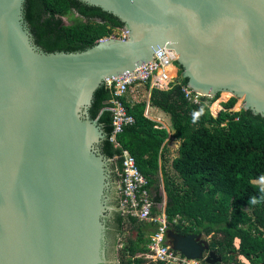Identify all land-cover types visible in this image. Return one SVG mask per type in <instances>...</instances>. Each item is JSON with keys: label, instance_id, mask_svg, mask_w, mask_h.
I'll list each match as a JSON object with an SVG mask.
<instances>
[{"label": "water", "instance_id": "obj_1", "mask_svg": "<svg viewBox=\"0 0 264 264\" xmlns=\"http://www.w3.org/2000/svg\"><path fill=\"white\" fill-rule=\"evenodd\" d=\"M82 1L117 17L126 38L47 53L24 20L25 0H0V264L119 263L108 252L107 218L120 211L113 160L90 109L108 79L131 75L158 50L175 54L193 92L227 93L264 117V0ZM203 237L168 232L173 250L221 262Z\"/></svg>", "mask_w": 264, "mask_h": 264}, {"label": "trees", "instance_id": "obj_2", "mask_svg": "<svg viewBox=\"0 0 264 264\" xmlns=\"http://www.w3.org/2000/svg\"><path fill=\"white\" fill-rule=\"evenodd\" d=\"M24 20L34 44L47 53L84 51L124 27L117 17L82 0H25ZM181 74L182 68L168 91H150V105L170 115L173 136L181 141L179 157L173 163L175 173L163 174L170 230L211 236L212 249L222 255L225 263L232 260L244 264L236 258L240 253L252 264H264V185H257L264 182V117L244 109L233 111L237 101L233 97L220 104L222 109L214 117L210 106L219 94L203 98L200 104L189 103L182 91L188 87V80ZM112 96V90L102 86L90 109L91 118L98 120L106 135L101 152L113 160L111 203L120 208L117 169L127 150L153 188L154 214H160L158 205L164 198L159 187V159L166 151L169 133L145 115V101L132 105L125 99L136 123L118 135L120 147H116L111 141ZM221 97L226 99L229 94ZM214 105L218 109V104ZM155 227L114 211L107 219V234L112 240L110 258L118 254V264L147 263V229ZM127 228L129 235L118 249ZM235 238L240 239L238 249L234 247Z\"/></svg>", "mask_w": 264, "mask_h": 264}, {"label": "built area", "instance_id": "obj_3", "mask_svg": "<svg viewBox=\"0 0 264 264\" xmlns=\"http://www.w3.org/2000/svg\"><path fill=\"white\" fill-rule=\"evenodd\" d=\"M126 36L127 34L120 29L110 37L125 39ZM175 68H177L175 54L167 49H160L155 53L152 62L131 75L107 80V88L112 90L113 95L109 107L113 115L114 128L111 141L116 147H120L117 141L118 135L136 123L134 116L129 114L125 105L127 95L137 86L149 85L152 90L168 91L177 77ZM182 91L185 99L191 104H200L205 98L188 87L183 88ZM121 159V168L117 169L120 178V211L126 217H133L140 222L153 223L156 226L148 246L149 253L145 255L148 259L147 264H207L204 258H188L172 249L168 239L170 227L166 214L164 211L154 214V193L149 181L139 169L136 158L129 151L124 150Z\"/></svg>", "mask_w": 264, "mask_h": 264}, {"label": "crops", "instance_id": "obj_4", "mask_svg": "<svg viewBox=\"0 0 264 264\" xmlns=\"http://www.w3.org/2000/svg\"><path fill=\"white\" fill-rule=\"evenodd\" d=\"M174 72L177 75V77L174 79V81L177 82V80L179 78V70L177 68H175ZM150 91H152V89H150L149 85L148 86H137L136 88H134V90H132L127 95L126 100H128L132 105H134L135 103L145 101L147 103L145 115L149 119H152V121H154L157 124V127L162 128V129H166L167 132L169 133V137L164 144V146H166V151L164 152L163 158L159 159V171H158V176L160 177L159 178L160 179L159 187H160V190H161L163 198H164L163 204H159L158 209L160 211L165 212L167 195H166V191H165V187H164L163 174L164 173H168V174H174L175 173L173 163L179 157L181 141L176 139L173 136L174 130L172 127V121H171L170 115L166 114L165 112H163L159 108H156V107L150 105ZM221 103H222V101H221ZM220 104L218 105L219 106L218 112L220 111V109H222ZM212 114L215 116L216 113L214 114V112H212ZM257 185H264V182L263 181L257 182ZM118 188H119V184H118ZM152 190H153V188H152ZM153 193H154V191H153ZM128 229L130 230V228H127V230ZM154 231H155V228L154 229H147L148 238L152 239V235H153ZM137 235H138L137 232H134V237H137ZM120 241H122L121 243H123V246H124L125 240L123 241V239L122 240L120 239ZM120 248H122L121 244H120ZM236 258H237V255H236ZM222 262H223V258H222ZM147 263H145V264H147ZM207 264H209V263H207Z\"/></svg>", "mask_w": 264, "mask_h": 264}, {"label": "rangeland", "instance_id": "obj_5", "mask_svg": "<svg viewBox=\"0 0 264 264\" xmlns=\"http://www.w3.org/2000/svg\"><path fill=\"white\" fill-rule=\"evenodd\" d=\"M66 21L69 23L71 20H70V18H68V19H66ZM221 95L222 94H220L218 99L216 101H214L213 104L210 106L211 107V111L214 112V114L218 112V109H216V106L214 105L215 103H217L219 105L221 103V101L224 102L225 100L228 101L230 99V95H229L228 98L222 100ZM242 104H244V103H242V100H237L235 105H234V107L232 108V110L233 111L241 110L242 109ZM127 235H129V230H127V232H125L124 235L122 236L123 241L126 240ZM203 236H204L203 238L205 240L209 241L208 237H206L205 235H203ZM121 245L123 247V243H121ZM223 264H234V263H233L232 260H230V261H228V263L223 262Z\"/></svg>", "mask_w": 264, "mask_h": 264}, {"label": "flooded vegetation", "instance_id": "obj_6", "mask_svg": "<svg viewBox=\"0 0 264 264\" xmlns=\"http://www.w3.org/2000/svg\"><path fill=\"white\" fill-rule=\"evenodd\" d=\"M111 176H112V180H113V171H112V174H111ZM112 192L113 191H111V194H112ZM110 217V216H109ZM108 219V218H107ZM210 238H211V236H209ZM208 237V240H209V242H210V238ZM108 241H109V254H110V245H111V238L110 237H108ZM210 247H211V244H210ZM211 250H213L212 249V247H211ZM215 251H217V250H215ZM218 253V252H217ZM218 254H220V253H218ZM111 256V255H110ZM207 256V252L205 253V255H204V257H206ZM224 262V261H223ZM223 262L221 261V262H218L219 264H223ZM217 263V264H218Z\"/></svg>", "mask_w": 264, "mask_h": 264}, {"label": "bare ground", "instance_id": "obj_7", "mask_svg": "<svg viewBox=\"0 0 264 264\" xmlns=\"http://www.w3.org/2000/svg\"><path fill=\"white\" fill-rule=\"evenodd\" d=\"M222 94H227V93H222Z\"/></svg>", "mask_w": 264, "mask_h": 264}]
</instances>
